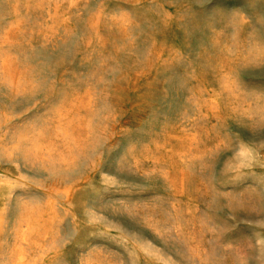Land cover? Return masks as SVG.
<instances>
[{
    "label": "rangeland",
    "instance_id": "374dc122",
    "mask_svg": "<svg viewBox=\"0 0 264 264\" xmlns=\"http://www.w3.org/2000/svg\"><path fill=\"white\" fill-rule=\"evenodd\" d=\"M0 264H264V0H0Z\"/></svg>",
    "mask_w": 264,
    "mask_h": 264
}]
</instances>
